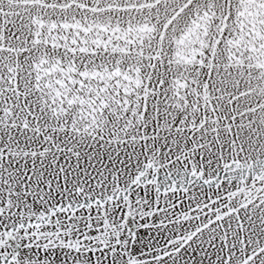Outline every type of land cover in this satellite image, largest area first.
Wrapping results in <instances>:
<instances>
[{
	"label": "snow or ice",
	"instance_id": "obj_1",
	"mask_svg": "<svg viewBox=\"0 0 264 264\" xmlns=\"http://www.w3.org/2000/svg\"><path fill=\"white\" fill-rule=\"evenodd\" d=\"M0 264H264V0H0Z\"/></svg>",
	"mask_w": 264,
	"mask_h": 264
}]
</instances>
